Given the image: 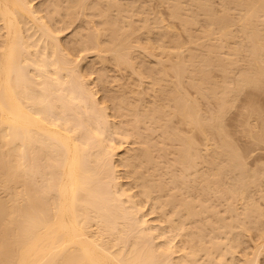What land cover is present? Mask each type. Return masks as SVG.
<instances>
[{
    "label": "bare ground",
    "instance_id": "6f19581e",
    "mask_svg": "<svg viewBox=\"0 0 264 264\" xmlns=\"http://www.w3.org/2000/svg\"><path fill=\"white\" fill-rule=\"evenodd\" d=\"M154 1L0 0V264H264V0Z\"/></svg>",
    "mask_w": 264,
    "mask_h": 264
},
{
    "label": "rangeland",
    "instance_id": "374dc122",
    "mask_svg": "<svg viewBox=\"0 0 264 264\" xmlns=\"http://www.w3.org/2000/svg\"><path fill=\"white\" fill-rule=\"evenodd\" d=\"M152 2H155V1L152 0ZM153 5H156V2H155V4H154V3H153V4L151 3V7H153ZM157 6H158V5L154 6V9H155ZM159 7H160V6H158L157 8H159ZM160 8H161V7H160ZM160 8H159V10H160V11H159V14L161 15V14L163 13L164 18L167 17L166 11L164 12L165 9L162 10L163 8H161V9H160ZM156 10H158V9H156ZM162 11H163V12H162ZM160 12H161V13H160ZM163 16L161 15L162 18H163ZM89 58L91 59V57L88 55V57H87L86 60L88 61ZM90 59H89V60H90ZM263 93H264V92H263ZM263 96H264V94H263ZM263 96L261 95L260 97H261V99L264 100Z\"/></svg>",
    "mask_w": 264,
    "mask_h": 264
}]
</instances>
